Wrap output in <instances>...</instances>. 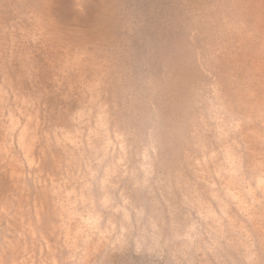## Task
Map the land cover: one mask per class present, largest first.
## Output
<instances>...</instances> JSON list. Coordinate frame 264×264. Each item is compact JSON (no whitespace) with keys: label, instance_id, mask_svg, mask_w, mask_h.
I'll return each mask as SVG.
<instances>
[{"label":"rangeland","instance_id":"374dc122","mask_svg":"<svg viewBox=\"0 0 264 264\" xmlns=\"http://www.w3.org/2000/svg\"><path fill=\"white\" fill-rule=\"evenodd\" d=\"M0 264H264V0H0Z\"/></svg>","mask_w":264,"mask_h":264}]
</instances>
